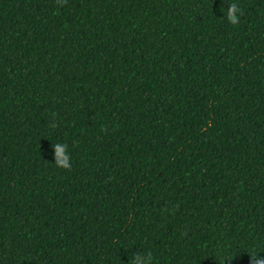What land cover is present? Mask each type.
<instances>
[{
    "label": "trees",
    "instance_id": "obj_1",
    "mask_svg": "<svg viewBox=\"0 0 264 264\" xmlns=\"http://www.w3.org/2000/svg\"><path fill=\"white\" fill-rule=\"evenodd\" d=\"M136 252L264 258V0H0V264Z\"/></svg>",
    "mask_w": 264,
    "mask_h": 264
},
{
    "label": "clouds",
    "instance_id": "obj_2",
    "mask_svg": "<svg viewBox=\"0 0 264 264\" xmlns=\"http://www.w3.org/2000/svg\"><path fill=\"white\" fill-rule=\"evenodd\" d=\"M67 0H56V3L60 6H63ZM237 13H240L241 15L242 10L239 8V6L236 3H231L227 7V20L233 24L236 25L239 23ZM55 127V124L52 125ZM55 151V164L57 167H62L64 169L69 168V156L67 155V145L66 144H60L57 143L52 146ZM250 257V264H264V258H259L257 255L252 254L249 255ZM128 264H153L151 253H140L136 252L134 255H131L129 258Z\"/></svg>",
    "mask_w": 264,
    "mask_h": 264
}]
</instances>
